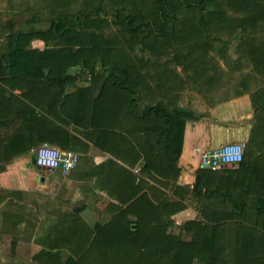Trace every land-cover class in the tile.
I'll return each mask as SVG.
<instances>
[{
    "label": "trees",
    "instance_id": "16d2710c",
    "mask_svg": "<svg viewBox=\"0 0 264 264\" xmlns=\"http://www.w3.org/2000/svg\"><path fill=\"white\" fill-rule=\"evenodd\" d=\"M36 2L23 21L0 18V162L44 141L75 150L103 140L123 164L109 160L100 221L64 218L35 239L43 264H264V0ZM251 72L241 161L179 185L185 122L206 115L180 106L181 91L211 107L250 91ZM74 76L89 84L65 93ZM189 199L202 219L175 227Z\"/></svg>",
    "mask_w": 264,
    "mask_h": 264
},
{
    "label": "crops",
    "instance_id": "0c3cea01",
    "mask_svg": "<svg viewBox=\"0 0 264 264\" xmlns=\"http://www.w3.org/2000/svg\"><path fill=\"white\" fill-rule=\"evenodd\" d=\"M44 46L39 40L30 43L31 48L38 50L43 49ZM76 72L77 68L69 69L70 74L74 75ZM251 74L252 79L259 77ZM72 83L67 86L65 93L75 92L77 85L85 88L89 80L79 81L77 76H74ZM254 87L250 86V91L241 96H231L211 107L202 99L204 109L201 112L188 107L186 100L188 94L197 92L188 88L181 91L183 97L180 99V106H186L197 113L206 112V115L198 120L185 122L178 160L179 185L189 188L193 186L196 171L200 168L197 149H212L236 141L247 142L253 116L250 92ZM12 92L25 101L22 90L14 89ZM242 109L245 114L241 115ZM52 112L58 114V110ZM237 115L241 116L237 118ZM46 117L53 127H61V123L54 116L46 115ZM224 122L227 124L223 125ZM67 129L69 132H74L71 127ZM41 136H45L43 130ZM83 141L87 144V148L77 147L71 150L78 154L79 161L77 166L66 175L58 171L42 170L35 165L34 153L42 142L29 152L12 155L8 161L0 162V264H43L44 248L36 244L35 239L43 237L50 227L64 218L69 219V222L73 219L88 226H93L101 220L109 204V198L103 190L106 185L105 179L110 174L109 160L119 165L122 163L106 151L109 146L103 140L100 142L101 147H105L102 148L105 151L101 150L100 146ZM49 144L63 150L57 144L50 142ZM9 146V143L5 145L6 150ZM3 155L11 156L8 151L3 152ZM28 158L30 164L26 168L20 167L23 165L21 162ZM142 163L143 161L140 160L133 168L135 175L138 174ZM54 179H59L61 182L53 181ZM172 219L177 227L185 221L202 219V217L196 203L190 200L185 208L172 216Z\"/></svg>",
    "mask_w": 264,
    "mask_h": 264
},
{
    "label": "built area",
    "instance_id": "2783aa9c",
    "mask_svg": "<svg viewBox=\"0 0 264 264\" xmlns=\"http://www.w3.org/2000/svg\"><path fill=\"white\" fill-rule=\"evenodd\" d=\"M245 144L229 142L212 149H197L198 166L216 169L224 166H235L243 156ZM79 161V156L71 150H61L48 142H42L35 150L34 163L51 171H58L62 175L73 170Z\"/></svg>",
    "mask_w": 264,
    "mask_h": 264
},
{
    "label": "rangeland",
    "instance_id": "374dc122",
    "mask_svg": "<svg viewBox=\"0 0 264 264\" xmlns=\"http://www.w3.org/2000/svg\"><path fill=\"white\" fill-rule=\"evenodd\" d=\"M37 0H0V18L4 19L7 17H13L16 22L23 21L25 18H29L30 15L25 12L27 11H35L37 7ZM221 42H214V45L219 46ZM235 41H232L227 44L228 47V56L234 58L235 57ZM221 62V59L219 60ZM247 69V68H246ZM245 70V69H244ZM241 73H244L243 71H236L231 74V77L233 80H236ZM252 73V72H251ZM258 80L255 79H250V86L253 87L257 84ZM197 93H190L187 96V104L189 105L188 107H191L192 109L196 111H200L204 109V105L202 103V98L200 95H196ZM199 96V97H198ZM241 115L245 114V112L242 111L240 112ZM241 115H237V118H239ZM253 124V121H251V125ZM236 142H241V143H246V141H236ZM23 165L20 167L26 168L27 165L30 164L29 158L23 162H21ZM53 181H57L58 183L61 182L59 179H54ZM63 256L65 257L66 254L64 253Z\"/></svg>",
    "mask_w": 264,
    "mask_h": 264
},
{
    "label": "water",
    "instance_id": "95a60500",
    "mask_svg": "<svg viewBox=\"0 0 264 264\" xmlns=\"http://www.w3.org/2000/svg\"><path fill=\"white\" fill-rule=\"evenodd\" d=\"M33 162H34V159H33ZM39 167V166H38ZM39 169H42V170H45V168H43V167H39ZM48 170V169H47Z\"/></svg>",
    "mask_w": 264,
    "mask_h": 264
}]
</instances>
